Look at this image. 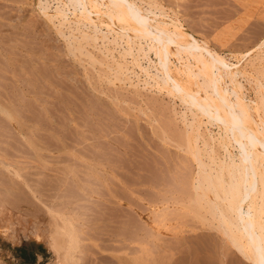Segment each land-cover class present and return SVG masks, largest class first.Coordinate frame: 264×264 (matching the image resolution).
<instances>
[{
    "label": "rangeland",
    "instance_id": "rangeland-1",
    "mask_svg": "<svg viewBox=\"0 0 264 264\" xmlns=\"http://www.w3.org/2000/svg\"><path fill=\"white\" fill-rule=\"evenodd\" d=\"M158 1L164 3L165 8L179 12L185 26L195 36L207 38L222 55L231 56L232 61L250 51L243 63L261 80L264 89V53L258 47L264 40V0ZM39 2L0 0V90H14L10 95L0 96V105L8 106L18 121L16 126L0 112V135L3 134L0 150L18 156L12 158L19 170L18 176L7 169L0 171V215L21 228L20 234L24 228L38 226L50 235L61 232L67 215H73L81 239L76 252L79 262L74 259L56 263L44 243L23 239L16 246L0 236V263L148 264L155 256L157 263L162 260L159 264H195L197 261L219 264L220 247L224 243L217 229L211 228L217 223L205 208H192L195 193L192 176L198 171L197 162L187 148L183 152L175 146L185 141V130L193 120L191 111L179 99L150 84L147 86L146 75L132 61L134 56L127 53L129 49L124 40L119 41L113 33L102 31L105 28L97 30L72 24L60 16L50 17L41 12L42 7L51 8L54 14L56 5L61 4L53 0ZM91 32V40L85 38V33ZM138 47L135 44V56L141 55ZM151 56L155 59L153 53ZM139 58L142 66L147 65L152 72H157L145 56ZM12 69L15 75L19 72L16 77H21L23 72H33L28 73L30 77L26 74L29 78L23 83L37 92L21 96ZM113 78L118 80L113 81ZM241 80L247 87L246 80ZM40 89L49 96L41 94ZM251 93L254 92L250 90L248 95ZM205 120L196 143L201 157L209 162L210 150L218 161L225 160L228 155L219 143L218 128ZM102 130L105 133L100 136ZM84 133L94 137L83 140ZM166 134L173 141L165 139ZM102 163L110 167L106 169L100 165ZM118 165L124 166L121 169ZM185 174H189L188 178ZM121 179L127 184L126 189ZM87 191L100 199L117 192L122 197H112L109 202L98 201V198L90 202L86 201ZM121 199H125L123 207ZM122 211L125 213H120ZM191 251L196 253L193 255ZM141 257L147 258L145 263L140 262ZM234 258L238 264L237 255Z\"/></svg>",
    "mask_w": 264,
    "mask_h": 264
},
{
    "label": "bare ground",
    "instance_id": "bare-ground-1",
    "mask_svg": "<svg viewBox=\"0 0 264 264\" xmlns=\"http://www.w3.org/2000/svg\"><path fill=\"white\" fill-rule=\"evenodd\" d=\"M39 1L41 0H38V3H40ZM53 1H57L58 3L61 4L62 7L60 5L59 6L56 5L57 7L56 9H54L55 10L53 12L54 14H51L52 13L50 12L51 8L49 9L48 7H42L41 12L49 15L50 17L53 15L60 16L64 19H67V21L70 20L72 24L74 22L76 25H87L90 27H94L97 30L98 28H100V30L105 28V30H102V31L113 33L115 37L119 38V41L120 39L121 41L124 40L125 44H127V47H128L127 49H129L128 50L129 52L126 49L127 53H130L134 56L133 60L132 59L131 60L134 61L135 65L140 67L141 69L140 71H142V73L144 72V74L146 75V84H148L147 86H149L150 84L151 87H154L158 89L159 91H164L177 100L179 99L181 102H183V104L186 105V108L191 111L193 120L191 119L192 121L188 124V128H186L185 130L186 135L183 134L185 135V137L183 138V140L185 141H181V142L179 141L177 143L176 142H173V143L174 144L176 143L175 146H178L179 148L178 147L177 148L179 150L181 149V151L183 150V152L185 150L184 148H187L193 155V159L195 160L194 162H197L196 167L198 166L197 168L198 171L196 172V175L192 176V181H193L192 183H193V187L195 190V193L193 192L194 196L192 197V201L190 200L192 203V208L195 210H198L200 208L202 209L205 208V210L208 211L206 212L209 215L211 214L212 218L217 223L215 227L213 225L211 228L217 229L216 231L221 235V240L224 243V246L220 247L222 250L221 251L222 254L220 255V258L218 260L220 262L219 264H236L235 263L236 260L234 258L235 255H237L238 257V264H264V89H263L261 80L258 77H256L254 74H251V72L246 67L247 64L243 63L244 56L249 54L250 51L245 52V54L241 55L240 57L235 56L236 60L232 61L230 59L231 56L222 55L208 41H206L207 38L202 39V38L195 36L196 34L194 35L189 30L190 28L188 29L187 28L188 26L187 27L185 26L183 22L184 20L182 21V19L180 18L178 14L179 12L177 13L174 10L171 11V9L169 10L168 8H165V4L158 0H53ZM73 33L74 32L72 31V34ZM91 35H92V32L85 33L84 36L85 38H88V39L90 37V40H91ZM135 44L139 45L137 51L140 52L142 56H145L148 59L150 65L155 68V71L157 70L156 73L152 72L150 70L151 68L147 67V65L146 67H144L145 65L144 66L141 65L140 58H139V56L142 57L141 55L135 56V54H133V49L135 47ZM258 47L262 49L264 53V40L259 44ZM10 50L12 51V49ZM152 53L154 54L155 59H153L152 56L150 57V54ZM83 54L85 53L83 52ZM94 61L96 60L93 57V62ZM5 69L4 71L5 73H7ZM14 71L15 70L12 69L11 72L14 74ZM23 71H26V70L23 69ZM28 73L32 75L33 72L32 73L23 72V74L20 75L21 77H16L17 74L16 75L14 74L15 76H13L15 82H17L18 93L24 97L30 96L34 94V92L36 91V90L34 91V90L27 88L25 86L26 84L23 83L24 79L27 80L30 77ZM26 74H28L29 77ZM241 78H244L246 80L247 87L242 82ZM118 79L113 78L112 80L117 81ZM76 82L78 81L76 80L75 83ZM11 83H12V80H11ZM144 86H145V83H144ZM53 89L55 88L53 87ZM56 90H54L55 93H56ZM250 90L254 92L253 93L254 95L252 93H251L252 95L251 94L248 95V92ZM13 92L14 90L12 89L10 90V88L9 89L4 88L0 90V96H3V95L7 96V95L12 94ZM40 92L41 94H46L45 90H41ZM47 93H49V91ZM46 95L49 96V94H46ZM64 97H67V96H64ZM0 112L3 115H5V117L8 120L15 123L16 126L18 125L17 124L18 121L16 120L17 115H15L8 106L0 105ZM205 119H207L208 123H210L211 125H216L217 126L216 128H218L219 143L222 145V147L224 148V150L226 151L228 155V157L225 160L223 159V160L218 161L216 156L214 154H211L212 151L210 152V150L208 152L211 155L210 156L208 154V157L210 156L209 162L206 163L201 157L200 150L197 148L196 143L200 135L199 133L200 126L202 122L206 121ZM185 125L187 124L185 123ZM112 129L110 130V132L112 131ZM113 131L115 130L113 129ZM101 133L104 134L105 132L102 130L100 134ZM102 134L100 136H102ZM96 136H99V135H96ZM168 136L170 135L166 134L165 139H171V137H168ZM92 137H89L85 134V136L83 137L85 139L83 140H86ZM163 138L164 137H162V139ZM171 140L173 141V139ZM28 145L29 144H27V146ZM209 145L211 146V144ZM205 146H207V144ZM236 146H238L237 153L234 151V148H237ZM40 152L41 151H39L38 153L40 154ZM187 152L188 151H186V153ZM8 153L2 152L0 150V171L7 169L9 170L8 172H13L16 176H18L19 170L14 163L15 161L13 162V158H14L13 156L14 155L17 156V155L13 154V152H11L12 154H8ZM40 155L38 158H40ZM35 160H37V157ZM37 163H40V162H38L37 160ZM100 165L104 166L106 169L110 167L109 164L106 165L102 163ZM123 166L118 165V167L121 169L123 168ZM123 172L126 174L125 171ZM115 173H118V172H115ZM187 175L189 176V174ZM187 175L185 177H187ZM67 178H69V176ZM120 181L124 183V185L122 186H124L126 189L127 184L122 179ZM89 186L91 187V185ZM115 186L117 188V185ZM91 191L95 192L92 189ZM87 193H88L87 195L88 197L85 196L87 198L86 201L89 200L90 202H94L98 198L96 195L92 193H90L89 195V191H87ZM117 193L109 194L108 196H104V197L102 196L101 199H104L106 200V202H109L112 197H115V198L122 197L121 194H117ZM98 199H99L98 201H101L100 198ZM124 200L123 199L120 200L121 203H123L121 204L122 207L125 204ZM192 208H191V211H192ZM112 212H114V210ZM123 212L125 213V211H122L120 213H123ZM72 216L67 215V218H65L66 219L65 223H63L65 225L61 227L62 229H61V232L59 233L53 232L52 233L53 235H50V233H43L38 226H35V227L31 226L28 228H24L23 233H22L23 235H22L19 232L21 228L16 227L14 225L15 223L14 224L11 223L10 221L4 219L5 217L3 218V216L0 215V236L5 241L11 242V244L16 245V246L20 245L23 239L27 240L28 242L34 241L37 243H44L48 251L53 253L56 263L65 262L67 260H74V259H76V263H77L79 262V256H78L79 254L77 255L76 252L78 250L81 239L77 232L78 228H77L76 223L74 222V219H73L74 217ZM210 223L212 222L210 221L209 225L208 224L207 225L210 226ZM150 248H153V246L152 247L150 246ZM191 252L193 254V251ZM195 253L196 252H194V254ZM121 257L123 258V256ZM154 257H152L153 258L152 262L150 261L148 264H152V263L159 264L162 261L161 260L159 261V263H157L158 259H155ZM141 259L143 260L140 261ZM141 259L139 261L142 263H145L144 259L147 260L146 257L144 258L141 257ZM201 259H198V260H201ZM196 263L199 264L198 261Z\"/></svg>",
    "mask_w": 264,
    "mask_h": 264
}]
</instances>
